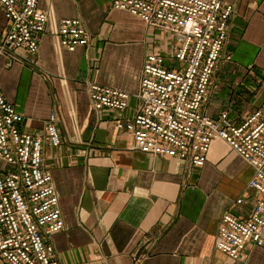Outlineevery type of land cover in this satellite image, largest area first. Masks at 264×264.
I'll use <instances>...</instances> for the list:
<instances>
[{
	"label": "crops",
	"instance_id": "crops-1",
	"mask_svg": "<svg viewBox=\"0 0 264 264\" xmlns=\"http://www.w3.org/2000/svg\"><path fill=\"white\" fill-rule=\"evenodd\" d=\"M114 1L39 0L50 19L39 52L20 53L11 68L0 61V89L23 117V132L45 133L55 111L61 120L62 145L44 146L66 225L51 237L56 253L63 264H264V246L249 245L238 261L216 248L222 217L247 220L257 196L248 189L254 169L226 142L213 143L203 168L152 157L118 130L117 113L94 109L92 83L129 93L126 117L133 116L146 56L169 52L168 34L115 10ZM222 1L235 6L224 51L231 60L216 73L204 113L218 119L228 112L242 124L264 109V0ZM67 19L82 21L87 47L59 45ZM6 27L0 10V35Z\"/></svg>",
	"mask_w": 264,
	"mask_h": 264
},
{
	"label": "built area",
	"instance_id": "built-area-1",
	"mask_svg": "<svg viewBox=\"0 0 264 264\" xmlns=\"http://www.w3.org/2000/svg\"><path fill=\"white\" fill-rule=\"evenodd\" d=\"M38 5L39 0H0L7 21L0 61L9 59L10 68L20 53L36 55L48 33L49 16ZM113 8L174 37L175 44L168 45V53L146 56L133 116L126 117L129 93L94 83L88 86L93 107L117 113L118 130L130 134L142 154L203 168L213 143L221 140L254 169L248 184L257 195L252 216L242 221L227 213L218 230L217 250L238 261L249 245L264 246V109L242 124L228 112L218 119L204 113L216 73L224 59L231 60L224 51L235 6L222 0H115ZM56 38L69 52L90 42L78 19L63 20ZM60 121L55 111L45 133L23 132V117L0 89V258L6 264H63L51 237L66 225L53 175L44 167L45 144L62 145Z\"/></svg>",
	"mask_w": 264,
	"mask_h": 264
},
{
	"label": "rangeland",
	"instance_id": "rangeland-1",
	"mask_svg": "<svg viewBox=\"0 0 264 264\" xmlns=\"http://www.w3.org/2000/svg\"><path fill=\"white\" fill-rule=\"evenodd\" d=\"M169 44L174 45L175 44V40L174 37L170 36V42Z\"/></svg>",
	"mask_w": 264,
	"mask_h": 264
}]
</instances>
